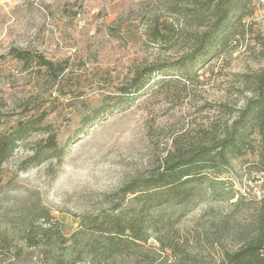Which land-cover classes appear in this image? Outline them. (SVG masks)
I'll use <instances>...</instances> for the list:
<instances>
[{"label": "rangeland", "instance_id": "obj_1", "mask_svg": "<svg viewBox=\"0 0 264 264\" xmlns=\"http://www.w3.org/2000/svg\"><path fill=\"white\" fill-rule=\"evenodd\" d=\"M189 1L0 0V132L46 114L44 130L20 142L2 168L0 234L22 235L34 225L62 236L20 258L1 248L0 264H52L74 241L80 219L90 223L118 205L123 187L152 176L175 139L215 119L220 103L241 105L235 75L264 70V0H251L244 12V38L197 71L203 83L154 85L116 107L138 71L189 51L195 25L178 14ZM157 21L184 31L175 48L151 42ZM12 50L42 55L66 70L54 81L35 63L17 61ZM103 107L111 111L84 128ZM47 146L62 156L25 170ZM252 160L236 159L223 174H209L187 204L164 207L169 233L154 236L132 260L110 264H214L235 250L236 225L248 214L234 222L233 205L241 196L264 194V177L249 169ZM228 218L229 226L220 223Z\"/></svg>", "mask_w": 264, "mask_h": 264}, {"label": "trees", "instance_id": "obj_2", "mask_svg": "<svg viewBox=\"0 0 264 264\" xmlns=\"http://www.w3.org/2000/svg\"><path fill=\"white\" fill-rule=\"evenodd\" d=\"M250 3L251 0H190L189 7L178 12L195 25L189 51L173 62L138 71L130 90L123 94L116 107L122 106L127 98L146 93L154 85L175 83L186 89L188 85L203 83L197 71L229 52L232 40L244 38L245 32L240 28ZM183 34V30L157 21L150 40L155 46L172 49L183 39ZM11 54L19 62L35 63L54 81L66 70L61 63L30 51L12 50ZM168 74L179 77L170 78ZM235 77L243 95L241 105L220 103L213 108L215 119H208L199 130L186 131L175 139L152 176L123 187L118 205L90 223H86L85 217L80 219L81 229L74 234V241L52 264H110L122 258L132 260L138 251L149 247L154 236L169 233V225L162 221L164 207L183 206L194 198L209 174H223L233 160L253 158L249 169L264 177V70ZM110 111L108 107L101 108L84 128ZM45 118L46 114L42 113L37 121H19L10 132H0V176L19 143L32 132L44 130L40 124ZM62 154V150L47 146L45 151L36 152L27 160L29 165L25 170L59 159ZM233 207L229 217L236 222L235 219L246 213L247 221L240 227L236 225L238 247L224 251L214 264H264V194L241 196ZM230 218L220 223L229 226ZM17 234H0V249H12L17 258L28 254L30 249L48 246L54 237L62 238L53 227L34 225H29L22 235Z\"/></svg>", "mask_w": 264, "mask_h": 264}]
</instances>
